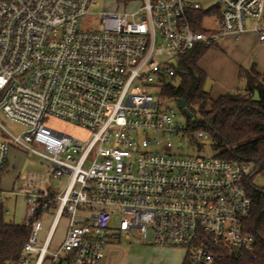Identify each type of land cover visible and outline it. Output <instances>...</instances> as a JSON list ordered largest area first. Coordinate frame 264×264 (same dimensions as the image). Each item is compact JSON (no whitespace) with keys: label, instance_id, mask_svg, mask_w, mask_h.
Here are the masks:
<instances>
[{"label":"built area","instance_id":"built-area-1","mask_svg":"<svg viewBox=\"0 0 264 264\" xmlns=\"http://www.w3.org/2000/svg\"><path fill=\"white\" fill-rule=\"evenodd\" d=\"M95 1L0 0V113L24 128L16 136L0 121V180L12 150L49 166L48 179L30 176L12 192L26 200L19 225L30 230L15 264H111L122 241L183 249L184 264L257 259L246 229L254 165L175 155L172 136L213 138L177 126L171 105L178 102L162 93L182 56L242 36L248 20L264 45V0H218L207 8L202 3L210 0H142L134 13L94 17ZM197 11H211L205 19L217 17V28L196 30ZM53 119L90 136L50 128ZM5 195L0 187L3 207ZM64 217L65 239L54 246Z\"/></svg>","mask_w":264,"mask_h":264},{"label":"trees","instance_id":"trees-1","mask_svg":"<svg viewBox=\"0 0 264 264\" xmlns=\"http://www.w3.org/2000/svg\"><path fill=\"white\" fill-rule=\"evenodd\" d=\"M210 14L211 11L194 13L196 30L203 29V22ZM213 47H197L182 56L174 83L163 89L162 96L176 102L184 100L191 114L190 118L185 115L189 128L209 133L218 156L254 165V175L247 183L253 208L246 229L256 239L258 258L224 256L217 264H264V187L254 182L257 177L264 178V75L254 67L241 69L239 78L245 84V91L214 99L205 90L207 75L199 67L200 59ZM256 91L260 97L258 102L253 100ZM29 233V228L23 225L7 223L4 207L0 206V264H15L20 259Z\"/></svg>","mask_w":264,"mask_h":264},{"label":"rangeland","instance_id":"rangeland-1","mask_svg":"<svg viewBox=\"0 0 264 264\" xmlns=\"http://www.w3.org/2000/svg\"><path fill=\"white\" fill-rule=\"evenodd\" d=\"M217 1L218 0H210L207 3H202V6L206 8L210 7L211 5L216 4ZM143 3L144 2L142 0H132L130 3H127L125 0H96V5L91 8L90 14L96 17L99 13H134L143 7ZM218 20L219 19L217 17L205 19L203 28L205 30L217 28ZM251 27L252 23L248 21L247 30H251ZM246 36L248 39V43L246 45L241 46L238 44H229L227 48H224L223 54L218 53L217 55H214L213 62L216 63L215 67H217V72H221V70H223L222 75L220 76V81L225 85L231 84L233 80L236 81V85L232 87L230 92H235L238 89L241 92L245 91V84L233 71V65L237 63L246 68L248 62L253 61L255 58H259L264 62V53L260 50H256L255 35L251 32ZM221 41L219 43H221ZM212 50H217V48ZM212 50H209V52ZM210 57L212 58L211 54ZM262 61L261 66L264 68ZM216 81L219 82V78L215 79L212 76L207 77L205 90L213 94ZM171 106H173L176 112V117L174 119L175 124L179 127L189 128L190 123L180 107L175 103ZM0 121L13 135L17 136L24 130L22 126L6 120L1 113ZM46 122L50 128L64 132L83 141L87 140L90 136L86 130L62 120L53 119ZM0 136H2V134H0ZM170 141L174 147V154L178 156L215 157L218 155L213 148V143L210 141L198 143L193 141L188 135L183 134L172 136ZM164 142H167V140H164ZM8 159L9 164L6 170L7 173L2 180H0L1 188L4 191H13V193L17 194L20 192V188H22L24 181L28 177L39 176L43 180H46L49 177L48 164L38 156H34L23 151L12 150ZM61 182L62 181H57L54 183L55 187L59 186L64 188L65 184L63 185ZM254 182L257 186L264 187L263 177H257ZM3 202L5 221L12 224H23L27 215L26 201L22 197L13 194L6 195ZM54 213L55 211H50L49 215H47L46 219H44L45 231L42 232V237H45L47 234L52 221L51 215L53 216ZM119 219L120 218L116 219L115 224L118 223ZM68 227L69 221L66 217H64L61 219L57 227L53 243L54 246H60L62 244ZM134 237L135 239L138 238L136 235ZM184 258L185 251L183 249L122 241L120 251L111 256V264H183Z\"/></svg>","mask_w":264,"mask_h":264},{"label":"crops","instance_id":"crops-1","mask_svg":"<svg viewBox=\"0 0 264 264\" xmlns=\"http://www.w3.org/2000/svg\"><path fill=\"white\" fill-rule=\"evenodd\" d=\"M248 21H250L252 23L251 30H249L250 32L247 30V32L244 33L240 37H237V36H235L233 34H229V35L225 36L223 38V40L221 41V43L216 45V47H213V48L209 49V50H212V49L217 48V50H220V51L212 50L211 52H209V50H207L205 52V54L203 55V57L199 61V67L206 73L207 77L212 76L215 79L219 78V82L216 81L214 89H213V94L214 95L210 93L211 96L214 99H217L220 96L225 95L227 93H231L230 91H231L232 87L234 85H236V81H234V80L229 85H225L223 82L220 81L221 80L220 76L222 75V71L223 70H221V72H217V67H215L216 63L213 62L214 55H217L218 53L223 54L224 53V48L225 47L227 48L229 44H238V45H241V46L246 45L248 43V39H247L246 35H248L251 32L255 35V47H256V50H260V51H262L264 53V45L259 43V41H258V33L255 31V28H254V24L255 23L252 20H248ZM210 54L212 55V58L210 57ZM261 61L262 60H260L259 58L258 59L255 58L253 61L248 62V64L246 65V68H244L241 64H237L236 63L235 65H233V71L238 75V78H239V73H240L241 69L250 70V69H252L254 67L261 75H264V70H263L264 68H263V66H261ZM262 63L264 64L263 61H262ZM243 65H245V64H243ZM237 91H240V90L238 89ZM8 161H9V159H8ZM7 164H9V162ZM6 173H7V171H6ZM6 173H5V175H6ZM2 178H1V180H2ZM16 183H15V185H16ZM0 187H1V185H0ZM4 192H5L6 195H13V193H12L13 191H4ZM19 197H22L25 200V198L23 196H19ZM185 259H186V252H185L184 262H185Z\"/></svg>","mask_w":264,"mask_h":264},{"label":"water","instance_id":"water-1","mask_svg":"<svg viewBox=\"0 0 264 264\" xmlns=\"http://www.w3.org/2000/svg\"><path fill=\"white\" fill-rule=\"evenodd\" d=\"M253 100L255 102H258L260 101V97H259V93L256 91L255 94H254V97H253ZM178 105L180 107V109L183 111V113L187 116V117H191V114L189 113V111L186 109V105H185V102L184 100H179L178 101Z\"/></svg>","mask_w":264,"mask_h":264}]
</instances>
